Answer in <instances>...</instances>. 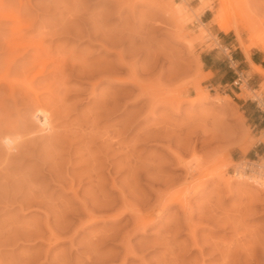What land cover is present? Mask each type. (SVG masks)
<instances>
[{
    "label": "rangeland",
    "instance_id": "1",
    "mask_svg": "<svg viewBox=\"0 0 264 264\" xmlns=\"http://www.w3.org/2000/svg\"><path fill=\"white\" fill-rule=\"evenodd\" d=\"M202 1L4 0L0 264H264V0Z\"/></svg>",
    "mask_w": 264,
    "mask_h": 264
},
{
    "label": "bare ground",
    "instance_id": "2",
    "mask_svg": "<svg viewBox=\"0 0 264 264\" xmlns=\"http://www.w3.org/2000/svg\"><path fill=\"white\" fill-rule=\"evenodd\" d=\"M204 1V0H203ZM202 1V2H203ZM210 1V0H209ZM4 0H0V19H3V20H11V21H13V23H14V25H20L21 24V22H20V20H19V16H18V13H16V12H14V10L12 11L11 9H9L10 7H11V5H9L10 7L9 8H7L6 9V7H4L5 5H4ZM205 2V1H204ZM207 2V3H206ZM206 2H205V4L207 5V6H209V9H210V6H211V4H209L208 3V1L206 0ZM11 3V2H10ZM172 3V2H171ZM236 3V2H235ZM12 4V3H11ZM14 4H15V2H14ZM202 5H204L203 3H202ZM206 5H204V6H206ZM200 7V6H199ZM12 8V7H11ZM203 8V7H202ZM169 11V10H168ZM180 11V10H179ZM244 11V10H243ZM227 12H228V10H227ZM226 13V12H225ZM179 14V13H178ZM228 14H229V12H228ZM249 14V13H248ZM175 15V14H174ZM232 15V14H231ZM234 15H237V18H236V23H235V26H232L231 25V23H230V21L228 20V17L226 16V14H221V22L220 21H218V22H220V25H219V27H220V29L222 30V31H224V32H228V31H230V30H232V29H235L237 32H238V36L240 35L239 34V31H238V27H239V25H242L243 27H244V29L245 30H247L250 34H251V37L252 36H256L257 37V35H258V29L256 28V26H255V23H254V21L252 20V19H250V17L248 18V16H244V17H242V16H239L237 13H234ZM169 18H170V16H169ZM252 18V17H251ZM21 19V18H20ZM175 19V18H174ZM21 21H22V19H21ZM233 21V20H232ZM231 21V22H232ZM25 23V22H24ZM176 23V22H175ZM181 23V22H180ZM179 23V24H180ZM26 24H27V22H26ZM23 25H25V24H21V27L23 26ZM181 25V24H180ZM25 26H27V25H25ZM241 26V27H242ZM156 27H154V29H155ZM19 29V28H18ZM100 29V28H99ZM16 30H14V32H15ZM18 32V31H17ZM100 33V32H99ZM106 34V33H105ZM113 34V33H112ZM18 35V34H17ZM104 36V35H103ZM110 37V36H109ZM23 36H17V38H16V43L18 44V43H20V44H22V43H27L26 42V40L23 42ZM112 39V38H111ZM122 40V39H121ZM106 41V40H105ZM117 41V40H116ZM255 41V40H254ZM119 42V41H118ZM29 44L31 43V41L30 42H28ZM110 43V42H109ZM115 43V42H114ZM114 43H112V44H114ZM29 44H28V46H29ZM34 44V43H33ZM32 43H31V46L33 45ZM116 44V43H115ZM117 44H119V43H117ZM250 44H251V41H250ZM249 44V45H250ZM27 46V45H26ZM102 46V45H101ZM251 46V45H250ZM246 47V46H245ZM246 50V49H245ZM117 56H118V58L119 59H122V56H121V53L120 52H118L117 53ZM250 60V59H249ZM124 63V62H123ZM251 64L254 66V68H255V70H256V72L257 73H259L261 76H264V70H262L261 69V67L260 66H258V65H255V64H253L252 62H251ZM120 65V64H119ZM125 66V65H124ZM46 69V68H45ZM38 72V71H37ZM41 72V71H40ZM130 72H131V70H130ZM130 72H128V74L130 75ZM132 74V73H131ZM134 74V73H133ZM130 78H131V75L129 76ZM137 78V77H136ZM129 80V79H128ZM125 81V80H124ZM129 81H132V82H134V84L133 85H136V86H140L141 84H139L140 83V81H138V80H136L135 79V76H134V78H131ZM143 85V84H142ZM138 87H136V88H138ZM142 88V87H141ZM253 92V91H252ZM145 95H147V94H145ZM149 95V94H148ZM256 97V96H255ZM256 99V98H255ZM150 103V102H149ZM153 103V102H152ZM156 103V102H155ZM148 105V104H147ZM183 147V146H182ZM171 155V154H170ZM179 156V155H178ZM175 157V160H176V156H174ZM178 165V164H177ZM188 166V165H187ZM188 167H190V166H188ZM244 169H245V166H243V163H238V164H236L235 165V167H234V172H233V176H236L238 179H243V178H249L250 180H253L254 182H257L258 183V179L257 178H255L254 176H247V175H245L244 174ZM184 170V169H183ZM187 172V171H186ZM224 175V174H223ZM232 176V177H233ZM223 178V177H222ZM221 178V179H222ZM224 180L226 181L227 179H226V177L224 176ZM224 181V182H225ZM227 182V181H226ZM229 182H227V184H228ZM226 184V185H227ZM193 185H195V184H193ZM224 190H225V188H224ZM158 198V197H157ZM162 200V199H161ZM163 202H164V200H163ZM163 202H162V204H163ZM161 203V202H160ZM183 204V203H182ZM161 205V204H160ZM150 207V206H149ZM169 210V209H168ZM189 213H190V211H189ZM211 214V213H210ZM223 214V213H222ZM212 215V214H211ZM210 215V216H211ZM136 216V215H135ZM214 216V215H213ZM215 217V216H214ZM218 217V216H217ZM146 218V217H145ZM207 218H208V216H207ZM210 218V217H209ZM212 218V217H211ZM135 219H136V217H135ZM138 219V218H137ZM144 219V218H143ZM213 219V218H212ZM215 219H216V217H215ZM218 219V218H217ZM220 219H222V218H220ZM145 221V220H144ZM209 221V220H208ZM139 222V221H138ZM140 222H141V220H140ZM143 222V221H142ZM141 222V223H142ZM146 222V221H145ZM214 222V221H213ZM224 222V221H223ZM137 223V222H136ZM216 223H217V221H216ZM143 224H145V223H143ZM146 224H148V223H146ZM145 224V225H146ZM220 224V223H219ZM141 225V224H140ZM137 226V225H136ZM192 226V225H191ZM141 227V226H140ZM139 229H141V228H139ZM176 231V230H175ZM173 235H174V233H173ZM192 236V235H191ZM169 237V236H168ZM193 237V236H192ZM191 237V238H192ZM171 239V238H170ZM192 243V242H191ZM166 244V243H165ZM171 245V244H170ZM168 247V246H167ZM197 247V246H196ZM169 248V247H168ZM170 249V248H169ZM224 250V249H223ZM225 251V250H224ZM170 253H172V252H170ZM225 253H227V251L226 252H224V254ZM220 254V253H219ZM222 254V253H221ZM222 256V255H221ZM226 256V255H225ZM170 257V256H169ZM227 257H229V256H227ZM230 258V257H229ZM168 259V258H167ZM178 259V258H177ZM176 259V260H177ZM169 260V259H168ZM167 260V261H168ZM170 260H172V259H170ZM175 260V261H176ZM225 260H227L226 258H225ZM224 260V261H225ZM230 261V260H229ZM233 262H235L234 260H232ZM173 262V261H172ZM228 262V261H227ZM232 262V263H233ZM167 264V263H166ZM170 264H171V262H170ZM174 264H176V263H174ZM178 264V263H177ZM224 264V263H223ZM227 264H229V263H227ZM244 264V263H243Z\"/></svg>",
    "mask_w": 264,
    "mask_h": 264
},
{
    "label": "built area",
    "instance_id": "3",
    "mask_svg": "<svg viewBox=\"0 0 264 264\" xmlns=\"http://www.w3.org/2000/svg\"><path fill=\"white\" fill-rule=\"evenodd\" d=\"M236 73V79L234 81L235 84H238L239 82H241V74L237 73V71L235 70ZM264 155V154H262ZM250 163H243V166H245L244 169V174H254L256 176L260 175L262 177H264V164H253V166L249 165Z\"/></svg>",
    "mask_w": 264,
    "mask_h": 264
},
{
    "label": "crops",
    "instance_id": "4",
    "mask_svg": "<svg viewBox=\"0 0 264 264\" xmlns=\"http://www.w3.org/2000/svg\"><path fill=\"white\" fill-rule=\"evenodd\" d=\"M253 64H255V65H258V64H260V63H258V62H255V61H251ZM259 66V65H258ZM256 107H258L259 106V104H256L255 105ZM257 123H258V126H259V129H258V131H257V133H259V134H262V135H264V116H262V115H258V120H257ZM257 146L259 147V150H262L261 152V154H264V142H258V144H257ZM256 146V147H257Z\"/></svg>",
    "mask_w": 264,
    "mask_h": 264
},
{
    "label": "clouds",
    "instance_id": "5",
    "mask_svg": "<svg viewBox=\"0 0 264 264\" xmlns=\"http://www.w3.org/2000/svg\"><path fill=\"white\" fill-rule=\"evenodd\" d=\"M11 144V141L8 139L0 140V146H3L5 148H8Z\"/></svg>",
    "mask_w": 264,
    "mask_h": 264
}]
</instances>
